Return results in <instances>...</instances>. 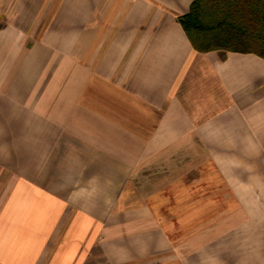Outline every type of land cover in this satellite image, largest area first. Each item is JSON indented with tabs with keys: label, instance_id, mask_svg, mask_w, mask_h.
I'll return each instance as SVG.
<instances>
[{
	"label": "crops",
	"instance_id": "1",
	"mask_svg": "<svg viewBox=\"0 0 264 264\" xmlns=\"http://www.w3.org/2000/svg\"><path fill=\"white\" fill-rule=\"evenodd\" d=\"M191 2L0 0V264H264L261 220L235 238L183 213L213 210L204 188L235 194L192 166L219 163L203 147H264V60L196 51L177 21Z\"/></svg>",
	"mask_w": 264,
	"mask_h": 264
},
{
	"label": "rangeland",
	"instance_id": "2",
	"mask_svg": "<svg viewBox=\"0 0 264 264\" xmlns=\"http://www.w3.org/2000/svg\"><path fill=\"white\" fill-rule=\"evenodd\" d=\"M36 21L39 22V20H36ZM50 21L51 20L46 19L42 23L43 25L49 24ZM32 22H34V20H32ZM72 22L80 25L82 23V19H74V20L73 19H61L59 20L58 25H60V27H66V26H69ZM60 42H62V38H60ZM59 53L62 54L61 52ZM77 54L78 55L80 54V57H78V59L81 60V52L77 51ZM46 58H48V55L44 56V60H46ZM81 78H82V72L80 70H76V79H79L81 81ZM65 84L66 82L59 83L58 91L60 92L64 90L66 91L67 87L65 86ZM79 87L81 88V82L79 83L75 82L73 86V90L80 91ZM71 89H72V86L70 87V90ZM77 101L78 103L75 104V107L77 108L76 112H79L81 109V98L79 100L77 99L75 100V102ZM76 116H79L80 118L90 117L89 115H81V114H78ZM50 117L52 119L57 120V116L50 115ZM91 117L93 119L94 116H91ZM46 121H49V120L44 118V123H47ZM95 125L98 126L97 124ZM227 133H228L227 131L223 132L224 138L226 137ZM204 134L207 136V139L214 138L212 137V135L213 136L216 135L212 133L211 131H206L204 132ZM241 134H242L241 132H237V134L235 135L234 143L242 144ZM238 138H241V139L237 141ZM224 142H226V140H224ZM189 149H191V151L193 152L192 153L194 155L193 157L200 155V152L194 151V148H189ZM202 149L203 151L207 152V153L202 152V154L204 155L206 154L207 156L212 154L213 149H215L214 150L216 153L215 155L218 156L219 163H215V162L211 164L206 163L207 167L204 165L205 163L204 164L192 163V166L199 165V168L202 167V170L207 168V169H217V170L225 171L226 179H224L222 182L231 183V185L235 187V194L230 195V194H226L225 192V194L223 195L222 194L216 195L215 192L210 193L209 192L210 189L204 188L203 189L204 191L202 190V193L204 195L201 196L200 201L204 203V207H206L207 209L211 208L213 210L211 211L204 210L202 214L201 212H198L199 210L197 212L188 211V213L187 212H183V213L184 214L191 213V215H197L199 218L203 217V219L199 220L198 223L202 221V227H203L202 229L204 230L210 231L209 230L210 228H213V229L218 228L219 233L234 235V237L236 238V237L242 236L243 234H246L247 230L250 229L254 231L255 235H257L258 229L255 228L253 225H258L260 223V222L258 223V221L260 220H261L260 224L264 223V191L263 192L258 191L260 188L264 189V186H262L261 184V183H264V176H261V177L259 176L260 174H264V147H257V146H251V147L246 146L245 147L243 145L241 146L237 145L233 147V145H231V147L221 148L219 146H215V148L214 147L213 148L203 147ZM217 149L219 150V153L216 152ZM173 153L177 161L182 159L181 150L178 149ZM188 154H191V152H188ZM149 163L150 164H147V163L141 164L140 167L137 169V171L140 173L147 174L148 176H150L151 174L154 175V173L163 174L164 169H167L166 171H168V168L163 167L164 165H167L168 163H163L162 161L156 162V163H153V162H149ZM92 165L94 166V163H92ZM182 166H184L183 168L187 167L186 163L183 164ZM173 167H177V166L174 165V163L172 162L170 163L169 170H172ZM246 173L247 175L249 174L251 178H247L246 176L244 178L243 174H246ZM171 176L172 175L168 177L164 176V178L155 177L153 178L151 183H153L154 186L157 188L159 186H162L165 182H169L170 181L169 177ZM111 180H109L108 182H111ZM141 180L142 179H140V181ZM207 181H209V183L210 182H212L213 184L215 183L214 179L207 180ZM149 182H150L149 179L142 180V183L145 184L144 185L145 188L147 186L149 187L153 186V184L150 185L151 183L149 184ZM222 182L219 179V183L221 184ZM98 184L100 183H98L97 180L95 179L91 180L92 187ZM84 185L88 187L89 181L85 180ZM211 185L212 184L210 183V186ZM207 186H209V184L205 185L204 187H207ZM90 190H92L93 193H96V191H98V188L96 186L95 189L91 188ZM187 194H186V199H190L191 197V200H193L194 196H192V194L191 195L189 194L187 195ZM95 197H96L95 195L92 196V199ZM194 229L199 230L200 225H196L194 228H192V230Z\"/></svg>",
	"mask_w": 264,
	"mask_h": 264
},
{
	"label": "trees",
	"instance_id": "3",
	"mask_svg": "<svg viewBox=\"0 0 264 264\" xmlns=\"http://www.w3.org/2000/svg\"><path fill=\"white\" fill-rule=\"evenodd\" d=\"M177 21L198 52L254 54L264 60V0H192Z\"/></svg>",
	"mask_w": 264,
	"mask_h": 264
}]
</instances>
